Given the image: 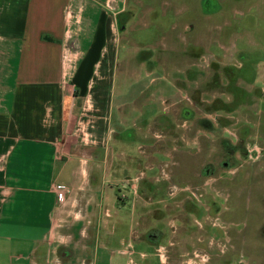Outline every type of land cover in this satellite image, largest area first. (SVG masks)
<instances>
[{
    "label": "crops",
    "instance_id": "obj_1",
    "mask_svg": "<svg viewBox=\"0 0 264 264\" xmlns=\"http://www.w3.org/2000/svg\"><path fill=\"white\" fill-rule=\"evenodd\" d=\"M128 9V0H0V264H115L122 244L144 260H167L166 237L171 264L194 258L184 244L193 235L177 238L183 224L170 221L169 234L147 224L150 214L164 215L149 209L154 202L173 203L145 172L169 162L149 149L137 155L139 145L130 144L136 133L148 141L152 131L137 123L145 104L136 102L150 89L139 76L146 61L135 64L127 51L122 59ZM164 125L153 149L172 159L174 170L163 171L176 185L185 179L175 169L183 149L200 150L199 129L191 125L184 135L176 125L167 135ZM56 184L70 190L65 201ZM129 201L127 215L121 205ZM255 261L264 264L263 257Z\"/></svg>",
    "mask_w": 264,
    "mask_h": 264
},
{
    "label": "rangeland",
    "instance_id": "obj_2",
    "mask_svg": "<svg viewBox=\"0 0 264 264\" xmlns=\"http://www.w3.org/2000/svg\"><path fill=\"white\" fill-rule=\"evenodd\" d=\"M128 8L124 15L132 20L120 39L122 59L127 51L135 64L146 61L139 76L150 89L136 102L145 104L136 118L152 131L148 141L136 133L130 144L139 145L137 155L149 149L169 162L145 172L173 203L154 202L149 209L159 207L164 215L150 214L147 224H159L168 234L170 221L183 224L177 238L193 235V243L184 242L194 256L188 264H255V258H264V0H128ZM124 73L120 70L119 79ZM135 123L128 122L130 133ZM164 123L167 135L169 128L176 133V125L184 126V135L191 125L199 129L200 150L183 149L182 165L175 169L185 179L177 186L163 171L174 170L172 159L153 149L162 143ZM123 206L128 215L132 202ZM165 239L167 260L160 254L144 260L122 244L117 247L124 256L115 264H171Z\"/></svg>",
    "mask_w": 264,
    "mask_h": 264
},
{
    "label": "built area",
    "instance_id": "obj_3",
    "mask_svg": "<svg viewBox=\"0 0 264 264\" xmlns=\"http://www.w3.org/2000/svg\"><path fill=\"white\" fill-rule=\"evenodd\" d=\"M63 57L68 64H71V62L74 59V55L70 48L67 47L65 49L63 53ZM53 190L56 193L57 198L62 201H65L68 198V195L70 193V190L61 184L54 185ZM195 255L197 256L196 253ZM162 260L164 261V257H162Z\"/></svg>",
    "mask_w": 264,
    "mask_h": 264
},
{
    "label": "bare ground",
    "instance_id": "obj_4",
    "mask_svg": "<svg viewBox=\"0 0 264 264\" xmlns=\"http://www.w3.org/2000/svg\"><path fill=\"white\" fill-rule=\"evenodd\" d=\"M206 260V259H205Z\"/></svg>",
    "mask_w": 264,
    "mask_h": 264
}]
</instances>
